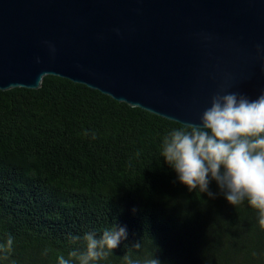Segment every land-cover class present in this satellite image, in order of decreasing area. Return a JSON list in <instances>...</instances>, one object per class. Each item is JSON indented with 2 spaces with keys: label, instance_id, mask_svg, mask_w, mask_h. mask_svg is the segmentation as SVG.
<instances>
[{
  "label": "trees",
  "instance_id": "1",
  "mask_svg": "<svg viewBox=\"0 0 264 264\" xmlns=\"http://www.w3.org/2000/svg\"><path fill=\"white\" fill-rule=\"evenodd\" d=\"M176 128L192 129L53 75L0 90L3 264H58L115 224L127 239L99 264H264L258 210L189 192L164 163Z\"/></svg>",
  "mask_w": 264,
  "mask_h": 264
},
{
  "label": "water",
  "instance_id": "2",
  "mask_svg": "<svg viewBox=\"0 0 264 264\" xmlns=\"http://www.w3.org/2000/svg\"><path fill=\"white\" fill-rule=\"evenodd\" d=\"M47 75L198 127L264 92V0H0V90Z\"/></svg>",
  "mask_w": 264,
  "mask_h": 264
},
{
  "label": "clouds",
  "instance_id": "3",
  "mask_svg": "<svg viewBox=\"0 0 264 264\" xmlns=\"http://www.w3.org/2000/svg\"><path fill=\"white\" fill-rule=\"evenodd\" d=\"M164 163L189 192L199 191L209 199L222 196L230 206L245 200L259 212L264 227V92L256 99L237 92L214 95L201 117V125L190 131L173 129L163 140ZM215 183L218 192L210 191ZM127 228L114 225L86 233L84 250H73L58 264H99L127 239ZM72 242L80 237L70 236ZM11 237L0 244V253H10ZM7 259L0 255V264ZM146 264H160L154 256Z\"/></svg>",
  "mask_w": 264,
  "mask_h": 264
}]
</instances>
